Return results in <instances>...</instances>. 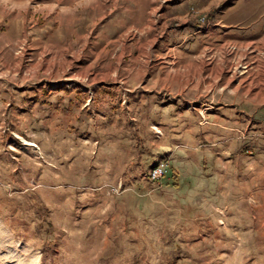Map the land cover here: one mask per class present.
I'll return each instance as SVG.
<instances>
[{
  "label": "rangeland",
  "instance_id": "rangeland-1",
  "mask_svg": "<svg viewBox=\"0 0 264 264\" xmlns=\"http://www.w3.org/2000/svg\"><path fill=\"white\" fill-rule=\"evenodd\" d=\"M227 6L264 50V0H0V264H264V73L239 115L237 42L183 88Z\"/></svg>",
  "mask_w": 264,
  "mask_h": 264
},
{
  "label": "crops",
  "instance_id": "crops-1",
  "mask_svg": "<svg viewBox=\"0 0 264 264\" xmlns=\"http://www.w3.org/2000/svg\"><path fill=\"white\" fill-rule=\"evenodd\" d=\"M233 6H227L225 8L219 9V12L216 14L215 18L211 21L207 20L208 25L205 27H201L199 23L196 22H186L184 17H181L182 27H180L181 30V48H182V54L183 56L188 57L187 64L183 67L184 72L183 75L187 78V81H185V88L186 90H190V88H195L196 95L192 93V96H195L194 98H197L200 94V90L197 88L195 84H191V81L193 80L192 77L194 75H198V78L200 77V73L202 72L201 66V55L204 53V50L206 48L214 49V48H221L219 51H213L212 56L215 54L216 56V64H219L220 70H222V67L228 62V51L226 49V45L228 43H239V54L238 57L241 58V63L246 64L245 72L240 74H234L229 73L225 70L223 72L222 77H224V74H227V77L220 80V86L219 88L222 90L224 89V86L229 87V83L232 82L231 88L229 87L228 92L232 93L233 100H231L229 103L233 110L231 109V113L239 115L241 113H247L248 111L246 109H240L239 112L236 109V107L242 103L246 107L248 105H251L253 101L254 96L249 95L248 91H251L253 80H254V74L262 72L264 73V50L259 51L257 50L254 52L255 48L252 46V43L255 42L254 39L255 31L252 26L246 25V27H237L236 25H239L240 21L242 20L240 17H235V14H233L234 8ZM234 15V17H233ZM260 17H264V15H260ZM238 21V22H237ZM180 22L177 25L180 26ZM197 41V46H196ZM205 43V44H204ZM224 44V45H223ZM210 45V46H209ZM226 49V50H225ZM225 50V51H224ZM240 55V56H239ZM190 57L197 58L198 65H193L190 62ZM217 69H215V72L217 73ZM227 72V73H226ZM212 73V71L210 72ZM190 77L192 80H190ZM240 88L244 90H239ZM190 92V91H189ZM189 92H187L189 94ZM224 93L221 92V95L218 96V100L215 106H226L227 104L222 101L224 98ZM234 94H237V98H235ZM175 95L170 96V102L176 103L179 101V97H174ZM180 98H183L180 96ZM183 101H186L184 99ZM201 106V104L199 105ZM202 113V112H201Z\"/></svg>",
  "mask_w": 264,
  "mask_h": 264
},
{
  "label": "built area",
  "instance_id": "built-area-1",
  "mask_svg": "<svg viewBox=\"0 0 264 264\" xmlns=\"http://www.w3.org/2000/svg\"><path fill=\"white\" fill-rule=\"evenodd\" d=\"M197 21L199 23H204V24L206 23V21L203 19V17H200L199 19H197ZM226 48L229 51H234L237 49V46H235L233 43H228L226 45ZM236 69H246V64L239 63V65ZM154 131L157 134L160 133V130L158 128H154ZM166 168H167V162L164 159H157L149 168H147L144 175L148 180L158 181L159 179H161L165 175L166 170H167Z\"/></svg>",
  "mask_w": 264,
  "mask_h": 264
},
{
  "label": "trees",
  "instance_id": "trees-1",
  "mask_svg": "<svg viewBox=\"0 0 264 264\" xmlns=\"http://www.w3.org/2000/svg\"><path fill=\"white\" fill-rule=\"evenodd\" d=\"M149 168V167H148Z\"/></svg>",
  "mask_w": 264,
  "mask_h": 264
}]
</instances>
